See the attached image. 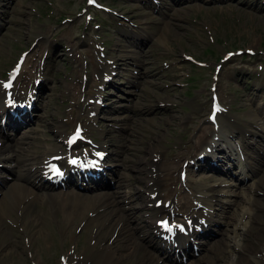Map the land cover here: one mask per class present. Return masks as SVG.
Returning a JSON list of instances; mask_svg holds the SVG:
<instances>
[{
  "label": "rangeland",
  "instance_id": "obj_1",
  "mask_svg": "<svg viewBox=\"0 0 264 264\" xmlns=\"http://www.w3.org/2000/svg\"><path fill=\"white\" fill-rule=\"evenodd\" d=\"M96 1V6L90 5L88 0L3 1L0 85L24 52L28 58H33L27 64L28 72L26 70L21 76L22 82L32 77L30 73L34 78L36 75L42 77L35 80L39 84L40 97L31 111L33 119L25 130L26 137H21L24 131L19 133L20 129L15 131L16 137L11 130L5 137L11 146L21 147L31 155L37 145L61 146L57 126L68 135L81 122L88 139L106 146L107 164L119 169L116 174L108 175V181L111 179L114 184L109 192L117 196L113 207H120L123 213L130 215V219L127 215L126 230L120 237L112 238L117 228L113 229L104 238L99 227L90 225L87 228L82 224L85 218L77 216L66 220L62 214L55 216L51 206L41 201L30 206L26 217L19 211L5 213L7 216L0 218V264H67L66 257L69 264H95V256L111 238L114 252L119 256L130 255L116 264H141V252L132 254L135 246L130 244L129 235L135 233V244L143 240L141 245L148 246L145 240L150 228L145 218L153 212L152 209L144 212L130 209L141 201L127 195L133 191L131 186H146L136 180L137 172L128 167L133 163H125L124 158L137 161L143 157L150 161L152 150L161 148L157 169L167 172L160 188L163 195L160 199L164 203L166 192L181 187L182 176L181 166L171 168L164 163L170 162L172 153L180 151L185 144L194 151L206 126L211 128V133H219L217 127L214 129L208 122L213 88H217L215 93L222 100L223 112L245 125L243 131L257 129L244 121L251 110L264 108V0ZM235 50H242L243 54L237 55ZM230 52L232 56H228ZM24 91L20 89L19 92ZM257 123L264 127V120ZM231 140L244 146L236 137ZM257 140L264 154V138L248 135L244 142L255 144ZM202 151L203 147L195 151L190 160L194 166L193 188L198 183L208 184L217 192L226 193L230 187L219 186L224 180L239 187H232L229 193L234 195L225 196L232 208L220 219H214L224 226V240L219 228L214 227L215 237L211 243L205 240L208 250L196 258L189 257L183 264H214L210 258L217 249L214 246L217 240L227 243L226 249L230 252L222 264L230 261L235 264L236 253L241 252L235 251L231 244L232 217L238 215V204L242 202L240 193H249L252 182L242 186L237 179L232 181L223 176L208 162L213 157L201 155ZM46 153L40 155L39 164ZM254 156L256 161L250 160L252 169L261 170L254 182L263 185L264 159L257 154ZM204 159L207 162H202ZM225 162L220 169H226ZM144 163L140 167L148 168ZM3 176L8 177L9 182L0 194L17 182L5 170L0 171V179ZM140 177L147 178L145 173ZM29 189L34 191L31 186ZM259 189L260 192L253 196L261 207L249 237L253 249H259L264 243L254 238L264 227V188ZM83 193L100 194L93 189ZM179 193L189 195L191 189L182 186ZM49 194L56 193L50 191ZM177 198L181 199L179 195ZM191 207L197 213L200 211L194 209L196 205ZM30 213L42 214L41 219L35 220ZM119 213L122 214L118 210ZM145 213L148 215L144 216ZM28 217L33 221L27 223ZM96 234L102 236L100 245L95 244ZM159 264L179 263H171L160 255ZM241 264H264V260L252 263L250 254L245 253Z\"/></svg>",
  "mask_w": 264,
  "mask_h": 264
},
{
  "label": "bare ground",
  "instance_id": "obj_2",
  "mask_svg": "<svg viewBox=\"0 0 264 264\" xmlns=\"http://www.w3.org/2000/svg\"><path fill=\"white\" fill-rule=\"evenodd\" d=\"M3 1L6 0H0V7H4ZM33 58L32 56L29 57V59ZM34 87V83H33ZM6 88H1L0 87V114L5 115L9 109L5 108L6 105V95L7 91L5 90ZM39 95V91L33 95L34 98H37ZM15 99L17 97H14ZM29 99V97H27ZM14 101V100H13ZM16 106V102H14V105L12 108ZM11 109V108H10ZM20 114L23 113V111H18ZM23 122L28 123L32 121V116L29 113H26L22 117ZM258 120H264V108H261V110H251L247 121H244L245 124L249 125L250 127L257 126L258 127ZM215 122L220 125V134L222 136L216 137V135H212L211 133V128L209 126H206L203 128V137H200L199 141H197V145L195 146L194 151H190V145L185 144L184 147L180 151H175L172 153V160L170 162H165L164 164L170 165L171 168H174L175 166H181L183 170L186 168L188 171L185 179L181 180V187H189L193 188L194 185L191 184L192 181V166L190 164V160L194 158L195 151H199L202 147H204V150L206 148H209L210 150L215 149V155L208 154L209 156L213 158H209L213 163L211 167L215 170H218L223 176H227L228 178H235L236 176L234 173L239 172L240 175L243 176L244 179L252 177L254 178L259 174L258 171H251L249 170L248 164L245 162L246 161V156L248 154L245 152V157L244 160L241 159V155L239 153L240 159L238 157V149H236L232 143V137H236L241 139L243 141L245 139V132L243 131V127L245 125L243 124H237L234 119L230 118L226 114H222V111L218 112V115L216 117ZM9 127H12V123L9 122ZM16 128V125L13 126ZM24 130H26V127H23ZM261 129V130H260ZM259 130H256L253 132V134L260 138L262 140L264 138L263 136V131L264 127L262 126ZM60 130V127H59ZM21 130L19 131V133ZM249 133H252L249 129ZM27 133V131L21 132L23 136ZM22 137V136H21ZM60 138H64V133L63 131L60 132L59 135ZM102 144V143H101ZM64 146L62 144L61 146L58 145H51L48 148H44L41 145L36 146V151L31 153V155H28L27 150H21V147L19 149L11 146L6 140V138L3 136L2 131H0V168L4 167L6 168L11 174L14 175L15 179L17 182L12 186L11 189H9L7 192L3 193L1 199H0V218L4 217L5 213L10 214V213H17L21 211V214L23 217H26L30 211V206L34 204H40L41 201H45L48 203L55 216H58L59 214L64 215L67 219L66 220H72L74 217L80 216L82 218H86V224L87 228L90 225H94L96 227H99L100 229V234L104 235V238L107 236L109 232H112L113 229L115 230L118 226L119 228V234L118 237L121 235V231L124 233L126 230L125 223L128 220L129 215H127L122 210V208H114L113 207V202L116 201L115 195H109L108 192H101V193H106L105 195H98L95 197L91 198H79L78 192L76 189H72V192L69 193H64L63 196H58L62 194H57L56 195H45V194H38L34 191H30L29 185L28 184H37L36 180L40 179L41 181H45L44 177H47L49 175V170L47 169L46 164L51 159L54 160H64V163L61 164L62 168L65 169L67 167V161L64 159L63 156V151L61 153V149ZM66 146V144H65ZM245 149L247 150H253L255 153L258 154V156H261L264 158V155L260 153V148L258 145H249L245 144ZM101 152L104 153V149L101 147ZM160 149L157 150H152V160L148 161V159H144L143 157H140L139 160L134 161L133 158H124L125 163H133L132 167L128 166L129 169H132L133 171L137 172L136 174V180L139 181L140 184H143L146 186V188L143 187H137L131 186L133 191H129L127 195L130 196H136L137 198L141 199V201L137 204V206H131V210H134L135 208L140 210L141 212H144L147 210L148 206L152 207L154 211H157L154 217H151V220L154 218H157L154 222V226L152 225V221L150 219L147 220V226L150 227L149 234L146 236L145 243L148 246L141 245L143 243V240H140L135 244L134 239H135V233L132 232V234L129 235V241L130 244H132L134 247L133 252H141L140 260L141 264H159V258L160 255L165 257L166 260H171L173 261L172 253L168 250L167 247H163L160 245V242L157 241V234L161 235H169L170 233L163 232L161 228L158 227L157 223L159 221H163L164 219L160 216L163 215H172L173 211L171 209L173 207L180 208V206H187L190 202L188 197L184 196L181 199L182 200H176L175 198L169 200L170 201V206L171 208H167L165 206L157 209L154 207L158 199L156 196H161L159 193V187H162L163 185V180H166V175L167 172L165 169L158 170L156 171V158L159 157L160 155ZM17 152V153H16ZM47 152V153H46ZM207 152V151H206ZM218 152L221 155H218ZM43 153H46L45 156L43 157V161L39 164L38 160L40 155ZM208 153V152H207ZM105 155V154H104ZM75 156L77 157H82V155L79 152H75ZM106 158L104 160L105 165H102V171L105 175H110L116 173L118 171V167L114 166L113 164L109 166L107 163L108 161V156L105 155ZM104 156V157H105ZM250 157V156H248ZM254 157V156H252ZM123 159V158H122ZM33 161V162H32ZM148 161V162H147ZM226 161V162H225ZM238 163H234L237 162ZM53 162V161H52ZM107 162V163H106ZM145 162V163H144ZM225 162L226 168L228 167H234L236 172H233L231 169H226L222 171L220 169V165H223ZM231 162V163H230ZM50 163V162H49ZM144 163V166L148 165V168L144 167L141 168L140 166ZM39 164V165H38ZM16 165V166H14ZM16 167H20V170H15ZM41 174L38 176V174ZM101 173L100 180L97 182V184L101 186L107 185L108 184L104 183V174ZM141 173H145L147 178L146 180L143 179V177H140ZM240 181V180H239ZM5 182V181H3ZM241 183H244L240 181ZM139 184V185H140ZM224 181H221L219 183V186H223ZM264 185V184H263ZM263 185H260L258 181L252 183L249 185V193H243V195L240 196L242 198V202L239 206L238 202H236V206L238 204L239 210H238V215L232 217V222L231 227L232 230L231 232L233 233V237H231V244L232 247L235 251L241 252L240 254L236 253V259L237 262L235 264H241V261L245 255V253L250 254V262L252 263H259L260 261L264 260V243L261 244V247L259 249H253L252 243L249 241V237H251L252 234V225L254 221L256 220V217L258 216V211L261 207H258L257 205V199L256 194L260 192L259 187L264 188ZM236 186V184L231 183L229 187ZM41 187V186H40ZM181 187H179L181 189ZM196 190L194 193V200L192 204H199L203 206V213L202 219L205 220V225L209 223L211 214L210 212L206 211V209L213 208L216 211V217L218 218L220 215L223 213L227 212V210H230L231 204L229 201L225 199L226 195H230V191L225 192H217L214 186H210L208 184H201L198 183L195 186ZM174 189H171L168 191L167 195L165 196L166 199H169L170 197L173 196ZM32 192L35 194L34 198L30 199V193ZM120 193V192H118ZM148 193V196H144L143 194ZM71 195V196H70ZM177 195H179L177 191ZM76 196V197H74ZM193 196V195H192ZM156 198V199H155ZM154 199V200H153ZM154 203V205H152ZM120 211L122 214H117V211ZM190 211L188 209L186 212ZM211 211V210H210ZM176 212V211H175ZM15 213V214H16ZM89 213H91V216H89ZM31 214V213H30ZM186 214V213H185ZM7 216V215H5ZM31 216H34L35 220L41 219L42 214L40 213H34L31 214ZM115 216V218H114ZM103 217V220H99L100 218ZM143 217V216H142ZM130 219V215H129ZM142 219V218H141ZM31 217H28L26 219L27 223L31 221ZM33 221V220H32ZM101 221V222H99ZM213 220V217L211 219ZM218 222V221H217ZM26 223V224H27ZM151 223V226L149 225ZM205 225L201 224L199 222L197 225H195L194 232L192 236L196 235H202L203 229L205 230ZM24 226V223H23ZM26 229V228H25ZM200 229V230H199ZM176 233L179 232L177 229H174ZM28 232V229H27ZM31 232V231H29ZM38 233V231L35 233V235ZM220 233L222 235V239L224 240L225 232L223 227L220 230ZM189 234H185L182 237V240L185 242H179V246H185V243L188 239ZM215 237V234L212 232L207 233V243H211V239ZM97 241L96 243L99 244L102 236H97V234L94 237ZM113 238V237H112ZM110 239V241L112 240ZM255 239L258 241H264V227L259 229L258 232L255 233ZM118 239L117 241H119ZM108 242L107 246L105 248L104 244L101 247L100 253L95 256L96 258V263L95 264H116L120 261H123L125 259H128L130 255H120L117 254L116 252L113 251L114 245ZM137 241V240H136ZM189 242L191 241V237H189ZM100 245V244H99ZM227 243H225L222 240H217L214 242V246H217V249L215 251V254L210 258V260L214 264H222V262L227 258L229 255V251H227ZM127 247V246H126ZM150 250H149V248ZM131 248V247H127ZM126 249V248H125ZM115 250V249H114ZM127 250V249H126ZM208 250V245L199 247L197 250H195L194 246L192 244L188 245V251H187V259L189 257L196 258L198 255H200L201 252L207 251ZM196 261L194 260L193 263ZM183 264V262H182ZM225 264H234L233 262L225 263Z\"/></svg>",
  "mask_w": 264,
  "mask_h": 264
},
{
  "label": "snow or ice",
  "instance_id": "obj_3",
  "mask_svg": "<svg viewBox=\"0 0 264 264\" xmlns=\"http://www.w3.org/2000/svg\"><path fill=\"white\" fill-rule=\"evenodd\" d=\"M4 87H5V88H10V87H11V84H5ZM216 110L219 111V108H217ZM76 135L79 136V130L77 131V134H76ZM73 139H75V138H73ZM71 142H72V141H70V143H71ZM52 170H53L54 172H56L57 174H59V170H58L57 168L53 167ZM163 226H164L165 228H168V227H169L168 224H167V222H163Z\"/></svg>",
  "mask_w": 264,
  "mask_h": 264
}]
</instances>
